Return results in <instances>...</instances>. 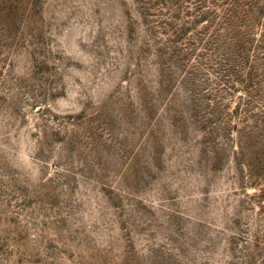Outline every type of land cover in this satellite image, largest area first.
Here are the masks:
<instances>
[{"label":"rangeland","instance_id":"1","mask_svg":"<svg viewBox=\"0 0 264 264\" xmlns=\"http://www.w3.org/2000/svg\"><path fill=\"white\" fill-rule=\"evenodd\" d=\"M0 264H264V0H0Z\"/></svg>","mask_w":264,"mask_h":264}]
</instances>
